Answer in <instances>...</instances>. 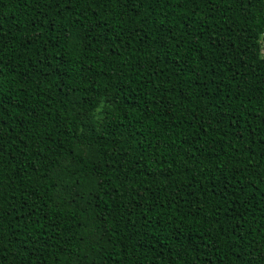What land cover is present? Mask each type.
I'll use <instances>...</instances> for the list:
<instances>
[{
  "label": "trees",
  "instance_id": "trees-1",
  "mask_svg": "<svg viewBox=\"0 0 264 264\" xmlns=\"http://www.w3.org/2000/svg\"><path fill=\"white\" fill-rule=\"evenodd\" d=\"M264 0H0V264H264Z\"/></svg>",
  "mask_w": 264,
  "mask_h": 264
},
{
  "label": "rangeland",
  "instance_id": "rangeland-1",
  "mask_svg": "<svg viewBox=\"0 0 264 264\" xmlns=\"http://www.w3.org/2000/svg\"><path fill=\"white\" fill-rule=\"evenodd\" d=\"M262 52H264V50H262Z\"/></svg>",
  "mask_w": 264,
  "mask_h": 264
}]
</instances>
